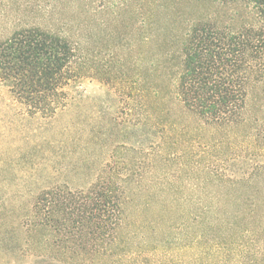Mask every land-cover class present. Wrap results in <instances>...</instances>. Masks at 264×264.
<instances>
[{
    "label": "trees",
    "instance_id": "16d2710c",
    "mask_svg": "<svg viewBox=\"0 0 264 264\" xmlns=\"http://www.w3.org/2000/svg\"><path fill=\"white\" fill-rule=\"evenodd\" d=\"M131 1L0 0V84L23 108L22 122L45 121L22 137L29 150L10 147L0 159V248L14 244L3 257L264 264V181L253 180L264 166L228 177L210 161L226 156L227 141L207 134L228 136L252 121L250 88L264 78V0H196L198 10H170L165 22L153 1L132 9L135 26L124 22ZM86 76L116 86L123 101L109 126L92 127L100 149L76 156L85 124L58 131L55 119ZM154 216L164 220H140Z\"/></svg>",
    "mask_w": 264,
    "mask_h": 264
},
{
    "label": "rangeland",
    "instance_id": "374dc122",
    "mask_svg": "<svg viewBox=\"0 0 264 264\" xmlns=\"http://www.w3.org/2000/svg\"><path fill=\"white\" fill-rule=\"evenodd\" d=\"M153 1L156 3L155 8H157V5H162V9L157 8L156 12L162 22H165L169 16L171 17L170 13L172 11L179 13V11L184 12L187 10V12H190L191 10H198V7H195L197 4L196 0H132L129 5V13L124 19L126 25L135 26L136 22L139 20L137 16L133 15L132 9H138V7L142 5L146 6L144 7L145 11L150 10V8L153 7ZM133 2L136 3V6ZM100 18L102 17L100 16ZM106 18L109 19L108 17ZM102 36L104 37V33H102ZM115 88L116 86L106 84L102 77L86 76L82 77L68 89L71 98V106H69L66 111L58 114L55 119V125L59 127V131L73 122L85 124L82 133L84 134L82 141L83 150L77 152L76 156H86L88 152L95 153L102 146L103 143H97L96 145L93 143L94 135L92 133V127L97 122L100 126L105 124L108 125L106 120L107 117H109V111L113 112L115 110H120L123 98L122 96L120 97V93ZM250 90V111L248 115L251 116L252 121L248 123L247 126L239 127V129L235 128L233 132L230 130L228 136L223 135L225 133L224 130L207 132L209 137L214 136L216 139L221 138V140L223 139L227 141L225 144V150H227L226 156L221 155V157L218 158L213 156L210 161L213 162V165L216 168L223 170L228 177L245 178L251 174L252 168L256 164L264 166V143L263 140H261V136H264L263 134L261 135L262 130L264 129L261 128L262 130L260 132V118L264 116V78L261 79L260 82H254L251 85ZM22 112L23 108L13 102L8 88L0 84V159L4 152H7L10 147L19 146L21 150H29V145L26 144L27 142L24 141L22 137L28 133L32 135H35V133L39 134L44 128L45 121L43 120L26 118V122H22L20 117V113ZM255 118L259 121L254 122ZM180 121L183 125H189L192 123L187 116H182ZM10 125L12 126V129L10 128ZM107 127L103 130L102 134L104 136L103 139L108 141L111 135L110 132H107ZM193 127L195 128L196 125L192 124L191 128L193 129ZM188 128L192 130L190 126H188ZM129 131H131V129ZM118 135L119 137L116 138V140L118 139L121 143L125 142L126 144H129L133 141V139L132 141L125 139L122 134ZM73 136L74 134L72 137ZM87 141L88 143H85ZM109 142L110 141H108V143ZM106 146L104 148H107ZM13 150L14 149L8 151L10 155L14 154ZM67 160L69 159L67 158ZM0 164L2 163L0 162ZM74 177L75 175L72 174L71 178L73 179ZM253 180L260 185V181H264V176H260L259 173L258 175L253 176ZM238 193L244 194L245 189H238ZM140 220H143L146 223L155 220L159 223L162 222L164 218L161 216H154L152 218L141 217ZM12 248H14V244L2 245V248H0V254L2 256L0 258V264H33L38 261L37 256L30 254L25 258L21 257L22 254L19 253L18 250L15 253L16 256H18L16 259H5L3 257L5 255L3 254H11L10 251L12 250L13 252ZM176 252H180V249L176 250ZM40 259H42L41 261H47L46 257L43 256L40 257ZM54 263L55 262L52 261L43 262L41 264Z\"/></svg>",
    "mask_w": 264,
    "mask_h": 264
}]
</instances>
